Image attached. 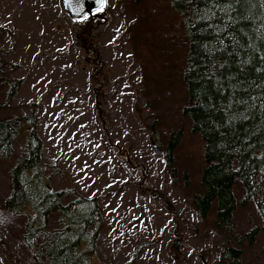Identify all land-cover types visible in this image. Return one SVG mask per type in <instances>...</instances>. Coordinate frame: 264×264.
<instances>
[{"label":"rangeland","instance_id":"1","mask_svg":"<svg viewBox=\"0 0 264 264\" xmlns=\"http://www.w3.org/2000/svg\"><path fill=\"white\" fill-rule=\"evenodd\" d=\"M167 1L104 0L96 10L100 22L90 31L104 64L97 97L99 83L85 59L90 52L78 42L62 0H0V102L8 98L9 81L19 79L0 116L34 110L46 181L67 191L63 202L96 197L103 224L88 264H233L221 260L220 251L234 244L242 264H264L257 205L264 183L259 196L245 199L235 182L229 231L216 224L213 210L203 217L193 204L201 141L183 117L181 67L170 62L182 65L176 54L184 43L182 16ZM145 26L153 57L140 46ZM178 127L183 132L171 169L165 144ZM24 142L18 135L13 154L0 158V264H43L24 239L25 214L2 205L11 189L9 167L26 153ZM50 225H57L55 212ZM252 226L260 230L250 243L244 234Z\"/></svg>","mask_w":264,"mask_h":264},{"label":"trees","instance_id":"2","mask_svg":"<svg viewBox=\"0 0 264 264\" xmlns=\"http://www.w3.org/2000/svg\"><path fill=\"white\" fill-rule=\"evenodd\" d=\"M167 2L170 10L182 16L184 43L176 52L182 56L178 58L182 65L177 59L170 62L181 67L176 81L185 85L183 117L201 141L200 190L194 194L193 204L203 217L213 210L216 224L229 231L237 206L235 182L245 190V199L259 196L264 183V0ZM99 20L98 14L72 19L78 42L90 52L85 59L99 83L97 97L103 86L104 64L90 29ZM147 27H143L140 46L153 57L155 53L146 44L152 42ZM18 86L19 79L9 81L8 98L0 102V108L9 105ZM182 132L178 127L168 134L164 154L168 168H176L173 152ZM20 134L25 135L26 153L9 167L11 189L3 207L25 214L24 239L43 264H88L103 224L96 197L78 195L63 202L67 191L53 189L46 181L34 110L0 116V158L13 154L12 141ZM257 205L264 222V200L258 199ZM54 212L57 225L52 228ZM259 230L252 226L246 231L248 242L254 241ZM38 237L42 239L39 243ZM241 252L239 245H226L220 259L242 264Z\"/></svg>","mask_w":264,"mask_h":264},{"label":"water","instance_id":"3","mask_svg":"<svg viewBox=\"0 0 264 264\" xmlns=\"http://www.w3.org/2000/svg\"><path fill=\"white\" fill-rule=\"evenodd\" d=\"M104 0H62L63 7L72 17H83L87 14H91L96 9L100 8ZM153 147L160 155V150L156 143H153Z\"/></svg>","mask_w":264,"mask_h":264}]
</instances>
